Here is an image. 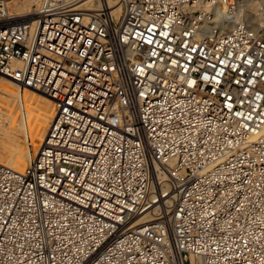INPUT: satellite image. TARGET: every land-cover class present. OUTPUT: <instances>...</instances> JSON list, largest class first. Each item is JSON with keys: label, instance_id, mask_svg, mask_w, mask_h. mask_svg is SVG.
Masks as SVG:
<instances>
[{"label": "built area", "instance_id": "2783aa9c", "mask_svg": "<svg viewBox=\"0 0 264 264\" xmlns=\"http://www.w3.org/2000/svg\"><path fill=\"white\" fill-rule=\"evenodd\" d=\"M14 1L0 76L57 110L0 161V264H264V32L238 0Z\"/></svg>", "mask_w": 264, "mask_h": 264}, {"label": "bare ground", "instance_id": "6f19581e", "mask_svg": "<svg viewBox=\"0 0 264 264\" xmlns=\"http://www.w3.org/2000/svg\"><path fill=\"white\" fill-rule=\"evenodd\" d=\"M251 1L238 2L239 13L235 23L245 22ZM38 2L39 0L14 1L11 8L20 13H28ZM219 9L221 11L218 16L225 15V7L220 5ZM250 27L255 30V26ZM56 110L55 103L49 97L30 88L20 87L12 79L0 76L1 163L15 170H23L40 150Z\"/></svg>", "mask_w": 264, "mask_h": 264}, {"label": "rangeland", "instance_id": "374dc122", "mask_svg": "<svg viewBox=\"0 0 264 264\" xmlns=\"http://www.w3.org/2000/svg\"><path fill=\"white\" fill-rule=\"evenodd\" d=\"M241 1L242 0H238V2ZM253 4L256 5L252 6ZM248 9L250 12H248V15L245 17V23H247L249 26H255L256 31L264 32V0H252Z\"/></svg>", "mask_w": 264, "mask_h": 264}]
</instances>
